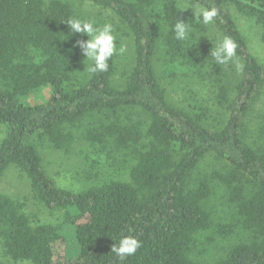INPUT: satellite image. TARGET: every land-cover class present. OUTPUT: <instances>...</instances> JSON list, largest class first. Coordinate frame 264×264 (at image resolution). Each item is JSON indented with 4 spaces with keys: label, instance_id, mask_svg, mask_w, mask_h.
Returning a JSON list of instances; mask_svg holds the SVG:
<instances>
[{
    "label": "trees",
    "instance_id": "1",
    "mask_svg": "<svg viewBox=\"0 0 264 264\" xmlns=\"http://www.w3.org/2000/svg\"><path fill=\"white\" fill-rule=\"evenodd\" d=\"M87 1L110 9L132 38L133 65L122 87L111 83L115 55L106 72L70 82L84 60L73 47L82 34L71 33L63 21L77 16L71 3L0 0V177L14 165L38 201L64 211L60 225L32 224L22 202L0 193L2 252L14 262L0 264H200L195 236L211 226L208 201L219 186L227 188L241 223L255 237L232 245L211 264H264V116L260 143L251 145L244 136L247 117L264 94V62L251 53L232 15L234 10L253 19L264 40V0ZM198 5L218 9L213 23L196 20L192 9ZM177 19L191 25L188 41L175 39ZM158 21L165 27L161 45ZM225 36L236 42L242 70L229 72L227 63L210 56ZM160 46L164 62L212 82L226 112L223 123L210 127L204 123L207 109L195 115L170 101L155 69ZM45 87L47 98L28 101ZM93 114L99 115L97 125L80 130ZM79 141L103 153H123L121 160L130 162L128 179L79 191L59 187L38 147L45 143L67 153ZM208 156L217 169L201 174ZM67 225L72 237L63 232ZM219 232L227 231L223 226ZM123 235L142 246L121 260L111 246Z\"/></svg>",
    "mask_w": 264,
    "mask_h": 264
},
{
    "label": "rangeland",
    "instance_id": "2",
    "mask_svg": "<svg viewBox=\"0 0 264 264\" xmlns=\"http://www.w3.org/2000/svg\"><path fill=\"white\" fill-rule=\"evenodd\" d=\"M66 1L73 5L76 15L81 18L94 20L97 25L101 26L104 23H112L117 49L123 44L126 46V52L119 54L117 51V54H115V70L111 77V83L116 87L124 86L128 72L133 65L132 38L125 25L110 9L87 0ZM232 15L251 53L257 61L264 62L262 27L253 19L243 16L234 10H232ZM158 23L160 29L158 31L157 43L160 44L165 27H160V21ZM214 35L217 36V34ZM213 37V35H209L207 38ZM80 39H87V36L82 35ZM161 50L160 46V51L158 50L159 52L155 58V69L170 101L195 115L207 109L208 112L204 113V123L210 127H216L219 126L218 124L223 123L226 118V112L224 108L217 104L214 86L207 79V76L204 74H183L187 69L173 67L169 63L164 62ZM89 63L84 58L82 67L73 72L70 82L84 80L88 75L87 67ZM227 64V71L232 72L237 69V64H240V61L233 57ZM48 94L49 88H41L31 94L28 101L39 102L47 98ZM92 116L95 117V122L92 121L94 119ZM130 116L142 120L145 119V116L139 113L131 112ZM263 116L264 94L259 96L253 111L249 113L246 120L244 136L251 145L260 143L259 129ZM98 119L99 115H90L81 123L79 129L83 131L88 125L95 124L96 126ZM4 134L5 128L0 126V141ZM87 143V141H79L73 144L67 153L53 149L45 143L38 147L42 155L44 167L59 187L71 191H79L117 177L124 180L128 179V166L130 162L126 163L121 160L123 153H116L117 150L113 148L111 152L103 153L101 147L100 149H94L89 147ZM110 153L111 155H108ZM208 163L211 165H208ZM201 167V174L204 172L210 174L213 170L217 169L216 161L213 160L212 156H208L201 164ZM122 170L123 175L121 176ZM0 193L22 202L23 212L29 217L32 224L48 223L60 225L63 221L64 211H50L38 201L33 195L29 180L14 165H11L0 177ZM208 210L212 219L211 226L200 231L195 236L198 238V251L195 252L194 259L200 264H211L221 258L232 245L247 242L255 237V233L241 223L234 203H231L228 199L227 188L224 189L222 186H219V190H215L214 194L209 198ZM223 226L227 231L224 234L219 232ZM71 230L72 227L67 225L64 227L63 232L72 237L73 233ZM68 244L70 245L71 242L69 241ZM0 260H8L9 263H14L3 254L1 241Z\"/></svg>",
    "mask_w": 264,
    "mask_h": 264
},
{
    "label": "clouds",
    "instance_id": "3",
    "mask_svg": "<svg viewBox=\"0 0 264 264\" xmlns=\"http://www.w3.org/2000/svg\"><path fill=\"white\" fill-rule=\"evenodd\" d=\"M188 9V7L178 5L177 10ZM192 9V8H191ZM198 22L205 25L211 24L218 15V9L215 6H196L192 9ZM70 28L71 33H80L86 35L87 39L75 41L73 47H78L84 58L90 63L87 71L90 74L106 72L108 70V61L117 54H124L126 46L121 44L117 49L116 37L113 34L112 23L97 25L94 20L72 16L63 20ZM174 37L178 41H188L191 37V25L183 20L177 19L173 26ZM66 39V38H65ZM237 44L230 37L225 36L223 40L210 51V56L216 64H226L236 56ZM243 66L237 64V69L242 70ZM131 231V230H130ZM142 246V242L133 235L121 236L111 246V252L121 260L133 256Z\"/></svg>",
    "mask_w": 264,
    "mask_h": 264
}]
</instances>
